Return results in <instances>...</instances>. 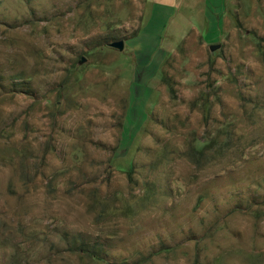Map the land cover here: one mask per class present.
<instances>
[{"label":"rangeland","instance_id":"1","mask_svg":"<svg viewBox=\"0 0 264 264\" xmlns=\"http://www.w3.org/2000/svg\"><path fill=\"white\" fill-rule=\"evenodd\" d=\"M147 4L0 0V262L264 264V0Z\"/></svg>","mask_w":264,"mask_h":264},{"label":"crops","instance_id":"2","mask_svg":"<svg viewBox=\"0 0 264 264\" xmlns=\"http://www.w3.org/2000/svg\"><path fill=\"white\" fill-rule=\"evenodd\" d=\"M219 1L222 0H151V3L148 0L145 12L148 22L145 25V30L141 33V36L145 35L143 42L148 44V47H146L145 53L141 54V58L147 56L148 51L158 48L163 42H167L160 39L168 23L172 22L174 27L179 28L178 23L173 20L177 9L192 7L198 11L197 16H202L205 10L213 8L214 4ZM140 44L141 46L144 45H142L141 39Z\"/></svg>","mask_w":264,"mask_h":264},{"label":"trees","instance_id":"3","mask_svg":"<svg viewBox=\"0 0 264 264\" xmlns=\"http://www.w3.org/2000/svg\"><path fill=\"white\" fill-rule=\"evenodd\" d=\"M14 242H16L15 239ZM9 251L4 250L3 260H1L0 264H17V242L14 244V248Z\"/></svg>","mask_w":264,"mask_h":264},{"label":"water","instance_id":"4","mask_svg":"<svg viewBox=\"0 0 264 264\" xmlns=\"http://www.w3.org/2000/svg\"><path fill=\"white\" fill-rule=\"evenodd\" d=\"M110 46H111V47H114V48H117V49H119V50H122V48H123V42H122V41H117V42H114V43L110 44ZM217 48H218L217 45H210V46L208 47L209 51H214V50H216Z\"/></svg>","mask_w":264,"mask_h":264}]
</instances>
